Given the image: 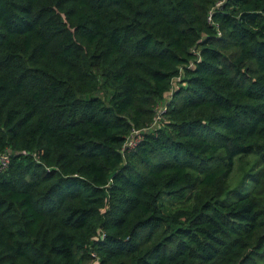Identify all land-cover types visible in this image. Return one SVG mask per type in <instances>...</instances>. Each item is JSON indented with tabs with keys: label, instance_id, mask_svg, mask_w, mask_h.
<instances>
[{
	"label": "trees",
	"instance_id": "obj_1",
	"mask_svg": "<svg viewBox=\"0 0 264 264\" xmlns=\"http://www.w3.org/2000/svg\"><path fill=\"white\" fill-rule=\"evenodd\" d=\"M220 1L0 0V264H264V0Z\"/></svg>",
	"mask_w": 264,
	"mask_h": 264
},
{
	"label": "built area",
	"instance_id": "obj_2",
	"mask_svg": "<svg viewBox=\"0 0 264 264\" xmlns=\"http://www.w3.org/2000/svg\"><path fill=\"white\" fill-rule=\"evenodd\" d=\"M225 0H221L220 3L222 4ZM218 3V5L220 4ZM162 111L160 110L159 113H161ZM159 113H158V118H159ZM133 135H135V139L133 138ZM138 132H132V134L130 135V137L128 138L126 144H125V148L126 149H132L136 143H137V136ZM8 164V157L5 154H1L0 155V170L4 169L6 167V165ZM91 259H90V264H97V259L96 257L91 254Z\"/></svg>",
	"mask_w": 264,
	"mask_h": 264
},
{
	"label": "rangeland",
	"instance_id": "obj_3",
	"mask_svg": "<svg viewBox=\"0 0 264 264\" xmlns=\"http://www.w3.org/2000/svg\"><path fill=\"white\" fill-rule=\"evenodd\" d=\"M160 118V117H159ZM155 125L157 126L158 125V122H157V120H156V122H155Z\"/></svg>",
	"mask_w": 264,
	"mask_h": 264
}]
</instances>
